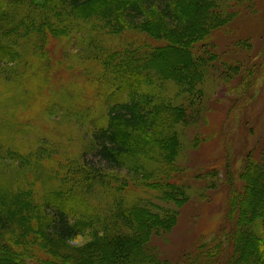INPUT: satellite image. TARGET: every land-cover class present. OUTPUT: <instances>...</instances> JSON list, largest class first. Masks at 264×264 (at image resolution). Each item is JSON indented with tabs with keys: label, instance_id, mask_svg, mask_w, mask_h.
Instances as JSON below:
<instances>
[{
	"label": "trees",
	"instance_id": "trees-1",
	"mask_svg": "<svg viewBox=\"0 0 264 264\" xmlns=\"http://www.w3.org/2000/svg\"><path fill=\"white\" fill-rule=\"evenodd\" d=\"M240 1L0 0V64L16 62L18 67H25L31 58L39 57L42 49L49 47L52 38L64 39L79 31L80 20L96 21L99 29L111 26L110 30H115V24L125 25L126 19L134 24L148 18L152 22L149 24L152 36L155 34L154 38L162 42L145 45L149 47L148 53L123 52L124 48H116L110 56L95 59L99 69L94 67L98 73L88 87L106 98L103 123L95 132L99 142L95 150L106 162L116 166L123 163L141 168L145 178L153 182L158 172L176 170L175 159L183 150L181 128L187 120L197 124L202 114L201 121L205 123L201 86L208 73L209 60L197 54L195 48L214 31L233 22V9ZM98 49L102 56L109 50L101 43ZM45 54L43 60L48 59L49 53ZM6 75L11 80L9 85H13V77ZM170 80L176 82L181 92L177 97L160 95L161 84ZM236 84L239 82H233V86ZM187 99L189 102L185 103ZM5 147L0 140V150ZM8 150L13 153L7 162L18 160V149L9 146ZM4 157L0 153V163ZM250 157L253 161L246 175L250 174L252 195L248 196L246 178L242 181L244 190L236 192L231 185L234 189L227 198L224 216L226 220L231 218L228 242L216 237L214 244L197 247L187 264H264V184L261 181H264V151L255 155L256 158ZM59 165L64 171L63 165ZM65 171L61 176L46 180L43 200L44 206L52 211V218H44L48 223L45 228L40 224L39 204L32 189L14 194L12 188L0 186V264H179L159 261L145 252L155 231L170 230L174 224L170 205L180 207L189 202L185 186L171 181L174 172L163 174V182L155 181V185L149 187L150 192L160 191L158 198L138 199L140 202L134 207L130 198L125 200V196L132 193L125 190V184L116 190L120 194L117 197L103 178L97 175L88 178L84 166L75 170L68 166ZM70 172L72 182L67 177ZM210 175L214 177L216 173ZM133 182L131 185H135ZM247 197L251 200L245 210H241L237 199L246 201ZM121 198L124 200L119 219L109 231L112 237L96 236L101 240L80 250L57 246L58 242L66 243L79 233L77 226L69 223L67 215H79L83 218L79 223L87 227L102 223L103 216ZM156 206L161 208L156 209ZM32 211L38 214V222ZM237 215L240 219L234 222ZM113 231L115 233L111 234ZM14 242L23 249V257ZM31 242L43 249L53 248L57 259L40 257ZM28 258L35 262H28Z\"/></svg>",
	"mask_w": 264,
	"mask_h": 264
},
{
	"label": "rangeland",
	"instance_id": "rangeland-1",
	"mask_svg": "<svg viewBox=\"0 0 264 264\" xmlns=\"http://www.w3.org/2000/svg\"><path fill=\"white\" fill-rule=\"evenodd\" d=\"M233 17V22L214 31L195 48L197 54L209 60L201 86L205 123L201 121L202 114L197 124L187 120L181 128L183 150L175 159L176 170L160 171L155 179L163 182V174L174 172L171 181L185 186L189 194L187 204L170 205L175 226L163 232L155 231L147 242L145 252L162 262L187 264L197 247L214 244L216 237L227 243L231 235V218L226 220L224 216L227 198L234 188L236 192L244 190L242 181L246 178L248 196L252 195L250 174L246 175L253 161L250 155L256 158L255 155L264 151V0H241L235 4ZM36 21L38 24L39 20ZM79 22V31L64 39L52 38L49 47L42 49L39 57L31 58L28 66L18 67L16 62L0 64V140L6 146L0 150L5 155L0 163V186L12 188L14 194L32 189L44 228L48 224L44 218H52V211L44 206L43 200L46 180L65 174L68 166L71 170L84 166L88 178L93 175L103 178L117 197L120 194L116 190L125 184V190L132 192L125 200L130 198L134 207L139 200L160 196L159 190L149 191L155 181L146 179L141 168L123 163L116 166L95 150L99 144L95 132L103 123L106 98L89 89V81L98 73L95 59L110 56L116 48L148 53L149 47L145 45H155L152 41L159 44L162 40L154 38L155 34L152 36L149 26L152 22L148 18L134 24L127 19L125 25L112 22L115 30H110L111 26L100 30L96 21ZM100 43L109 49L104 56L98 49ZM44 54L48 55L47 60H43ZM6 73L13 77V85H9L11 80ZM235 81L239 84L233 86ZM160 88L163 97H177L181 93L172 80ZM9 146L18 149V160L7 162L13 153ZM213 172L214 177L208 176ZM72 176V172L67 175L71 182ZM122 200L103 216L102 223L89 227L79 223L83 222L79 215H67L79 233L66 243L58 242L57 246L80 250L101 240L96 236L112 237L109 231L119 219ZM237 200L241 210H245L251 199ZM32 214L37 221L38 214L35 211ZM233 219L237 222L240 217ZM14 244L23 257V249ZM33 247L40 257L57 259L53 248ZM27 261L35 262L33 258Z\"/></svg>",
	"mask_w": 264,
	"mask_h": 264
}]
</instances>
